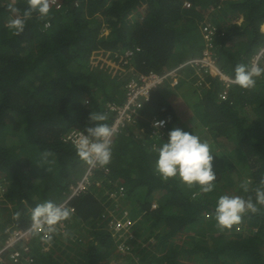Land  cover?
Wrapping results in <instances>:
<instances>
[{
    "label": "trees",
    "instance_id": "trees-1",
    "mask_svg": "<svg viewBox=\"0 0 264 264\" xmlns=\"http://www.w3.org/2000/svg\"><path fill=\"white\" fill-rule=\"evenodd\" d=\"M48 2L46 18L33 12L23 33L14 35L7 27L9 5L22 15L28 0H0L1 243L15 229L31 226L37 204L60 205L69 197L90 167L70 133L86 134L91 112L104 113L102 123L111 126L109 105L124 101L123 80L133 72L162 71L200 53L207 18L219 29L223 74L234 79L236 66L253 63L264 47V0ZM129 48L135 51L132 65L125 63ZM257 64L264 67V52ZM180 72L181 80L194 84L191 70ZM226 84L219 73L209 74L197 103L208 133L203 140L215 156L212 192L179 178L164 180L155 170L162 143L152 135L151 119H166L169 132L180 118L169 89L161 87L136 121L111 137L110 163L93 167V184L71 199L75 212L67 238L53 237L58 251L32 247L30 264H264V207L230 229L215 220L220 196L255 199L264 181V76L251 89ZM245 182L248 192L241 187ZM127 218L140 239L134 255L116 252L124 230L117 221Z\"/></svg>",
    "mask_w": 264,
    "mask_h": 264
},
{
    "label": "clouds",
    "instance_id": "clouds-1",
    "mask_svg": "<svg viewBox=\"0 0 264 264\" xmlns=\"http://www.w3.org/2000/svg\"><path fill=\"white\" fill-rule=\"evenodd\" d=\"M28 4V9L22 15L18 8L9 5L12 16L8 20L7 27L14 35L23 33L33 12H36L40 18H46L50 13L48 0H28ZM219 9L220 7H217L216 11H219ZM206 21L216 24L214 20L207 18L202 25ZM261 30L264 31V26ZM107 32L108 30L105 33ZM129 50L134 51V49L129 48L126 53ZM134 56L131 61H133ZM191 56L195 55H190L188 58ZM128 64H131V62ZM234 71V83L242 89L255 87L257 78L264 76V67L256 63L239 64ZM106 118L104 113L91 112L89 117L90 126L86 127V134L74 137L73 134L75 133L72 132L69 135V138H75L77 154L88 166L103 168L111 161L113 131L108 124L102 123ZM166 123L167 121L157 120L154 127L159 129L164 127ZM157 151L158 159L155 163V170L162 179L179 178L182 183L189 187L198 185L202 193H210L215 189V182L217 181V173L214 170L215 156L210 151V145L206 141H202L194 132L185 131L179 127L171 129L168 132L167 140L161 147L159 145ZM241 187L244 192L249 191L247 182L243 183ZM254 191L255 199L252 196H248L247 199L238 195L220 196L215 206L217 225L221 228L230 229L233 225L238 224L246 213L259 212L260 208L264 207V181H261L260 186H257ZM155 207L153 206V208ZM17 215L19 214L17 213ZM70 216V209L51 200L44 201L31 209V231L41 239L51 241L54 235L58 234L59 226L68 220ZM134 226L135 223L128 228L131 231L129 235L125 233L126 229L122 226L124 229L122 240L117 239L116 242L117 253L134 255L133 249L136 247V243L140 242L138 236L132 232ZM130 236L131 238H129ZM131 241L134 243L132 244Z\"/></svg>",
    "mask_w": 264,
    "mask_h": 264
},
{
    "label": "built area",
    "instance_id": "built-area-1",
    "mask_svg": "<svg viewBox=\"0 0 264 264\" xmlns=\"http://www.w3.org/2000/svg\"><path fill=\"white\" fill-rule=\"evenodd\" d=\"M50 2L60 7L58 0H50ZM218 30L219 29L216 24L211 21H206L201 27L204 43L202 51L195 56L185 59L178 66L172 68L167 67L162 71L151 70L149 72H133V74L123 83L125 92L124 101L119 104H110L109 109L107 110L114 117V121L110 126L112 128L113 135L123 131V129H125L128 125L136 121L140 108L144 103L151 99L153 91L163 87L167 83L172 87L178 86L181 81V70L186 71L187 68L191 69L193 72L192 77L197 76V79L194 81V86L200 91H202L206 77L209 74L219 73L227 82V86L234 83V79L223 74L218 66V54L215 44V38ZM258 55L253 59V63H258V59L260 57V55ZM133 56L134 51L129 50L126 53L125 63L131 62L132 65L133 61H131V59ZM220 97L225 99L226 93L222 94ZM157 120H167L162 117L159 118L158 116H153L151 119V125L153 126L152 135L156 140H159V142L163 144L168 138V122L164 127L157 129L154 127V123ZM81 135L83 134H73L74 137H80ZM92 168L93 167L90 166L81 180L77 184L71 186L69 197L60 204L61 206L70 209L71 216L75 212V207L71 204V199L86 192L93 184ZM120 192L123 193V187H120ZM156 205L157 203L154 202L153 206L155 207ZM68 221L69 219L64 221L62 225L59 226L58 233L62 235L66 233ZM132 224H134V221L129 218H127L124 222L117 221V225L121 227L123 226V228L126 229L125 233L128 235L131 233L128 228ZM31 232V226L26 230L17 228L10 232L2 243L0 241V264H30L33 261V257L29 255L31 252V246L26 242V237L31 235ZM6 260H8V262H6Z\"/></svg>",
    "mask_w": 264,
    "mask_h": 264
},
{
    "label": "rangeland",
    "instance_id": "rangeland-1",
    "mask_svg": "<svg viewBox=\"0 0 264 264\" xmlns=\"http://www.w3.org/2000/svg\"><path fill=\"white\" fill-rule=\"evenodd\" d=\"M238 21L241 22L242 20L239 19ZM262 26H264V24ZM263 52H264V47H262L258 53L259 55H261ZM187 58L188 56L185 59ZM187 70H191V69L187 68ZM163 87L169 89L168 94L166 93L165 94L167 95V98H169L170 102L175 103V100H177L176 97L177 95H179L180 97L184 99L185 103H187L188 108L190 109V112H189L187 108H185L186 111H183L181 113L180 118L175 122L176 124L173 125V128L179 127V128L184 129L185 131H192L199 137H202V138L205 137L207 133V129L205 126L201 124L200 120H197L199 119L197 115V103L201 97L200 90L196 89L194 84L188 81L185 77L182 78L181 85L179 86L172 87L167 83ZM189 119L191 120L189 121ZM187 121L189 122L188 124L186 123ZM226 149L228 150L227 147ZM62 237L66 238V236H62ZM26 242L31 247H34V248L41 247L43 250L50 251V249H55L56 251H58L57 246H55L53 239L51 241H45L41 239L40 237L29 235L26 237ZM131 243L133 244L134 242L131 241ZM6 262H8V260H6Z\"/></svg>",
    "mask_w": 264,
    "mask_h": 264
},
{
    "label": "crops",
    "instance_id": "crops-1",
    "mask_svg": "<svg viewBox=\"0 0 264 264\" xmlns=\"http://www.w3.org/2000/svg\"><path fill=\"white\" fill-rule=\"evenodd\" d=\"M167 94H168V92H167ZM176 99L177 100H175V103H172V102L171 103L174 106V108H175V110H176V112H177V114H178L179 117L181 116V113L183 111H186L185 108H187V110L190 112V109L188 108L187 103H185V101H184V99L182 97H180L179 95H177ZM177 105H179V106H177ZM190 120L191 119H189V121ZM197 120H199V119H197ZM186 123L188 124L189 122L187 121ZM200 138H201V140H203L204 137L203 138L200 137Z\"/></svg>",
    "mask_w": 264,
    "mask_h": 264
}]
</instances>
